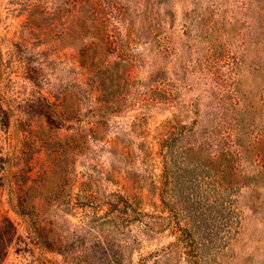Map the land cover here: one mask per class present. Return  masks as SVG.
<instances>
[{"label":"rangeland","instance_id":"1","mask_svg":"<svg viewBox=\"0 0 264 264\" xmlns=\"http://www.w3.org/2000/svg\"><path fill=\"white\" fill-rule=\"evenodd\" d=\"M4 115L2 264H264V0H0ZM208 147L233 189L208 180ZM164 170L175 192L152 194Z\"/></svg>","mask_w":264,"mask_h":264},{"label":"trees","instance_id":"2","mask_svg":"<svg viewBox=\"0 0 264 264\" xmlns=\"http://www.w3.org/2000/svg\"><path fill=\"white\" fill-rule=\"evenodd\" d=\"M97 54L93 55V58H95ZM84 65H86V69L90 71V77H89V85L93 88H96L97 81H101L103 85L102 90V96H111V85L109 86V82L111 83L112 76L109 74V72H103L101 76L95 73V68L92 65H88L87 62H84ZM108 68H111L108 67ZM106 75V76H105ZM1 122L0 125L2 127L7 126L8 117L6 115L2 116L0 118ZM62 116H52L48 118V122H54V121H61ZM60 123H58V128H60ZM162 155L165 159L164 163L167 165H172V162L169 160L168 156H172L173 150L169 146L166 145L164 142L160 144ZM208 180L216 182V185H221L223 188H227V190L233 189L235 187L234 180H232L230 177L232 173H235V166H232L229 158H231V154L223 152V150L216 151L215 153L212 152V148L208 147ZM167 153H170L167 155ZM173 159V156H172ZM167 165L166 168L167 169ZM171 168V167H170ZM161 178L165 179L166 182L162 184V182L153 180L151 185L152 190L150 192L157 193L162 192L164 194L166 185L170 184L171 187L168 191L175 192V173L171 170L170 172L167 170H164V175L161 176ZM162 184L163 188L160 187ZM30 194L26 193L24 196H20V202L18 205L13 204V199L9 201L10 206L12 209H16V213H18L20 216L27 215V211H29V204L22 201V199L25 200V198H30ZM14 207V208H13ZM119 217V216H118ZM116 217L115 225L117 226L119 224V218ZM206 217H208V211L195 209L192 210V208H188L185 210V218L189 219L188 225H192L193 228L198 233L202 243L208 242V223L205 224ZM191 219H194L195 222H191ZM17 239V228L15 224L9 219V218H3L0 219V264L4 262L6 257L8 256V251L10 247L14 244V242ZM177 244V243H175ZM174 245H171L173 247ZM173 250V249H172ZM112 264H118L119 262L117 260H113Z\"/></svg>","mask_w":264,"mask_h":264}]
</instances>
